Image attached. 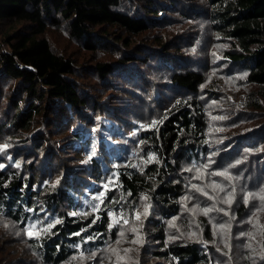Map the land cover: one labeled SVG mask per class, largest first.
Returning a JSON list of instances; mask_svg holds the SVG:
<instances>
[{"label":"trees","instance_id":"1","mask_svg":"<svg viewBox=\"0 0 264 264\" xmlns=\"http://www.w3.org/2000/svg\"><path fill=\"white\" fill-rule=\"evenodd\" d=\"M0 141V264H99L109 207L135 221L128 264H217L213 225L264 209V0H0ZM247 245L236 264H264V226Z\"/></svg>","mask_w":264,"mask_h":264},{"label":"rangeland","instance_id":"2","mask_svg":"<svg viewBox=\"0 0 264 264\" xmlns=\"http://www.w3.org/2000/svg\"><path fill=\"white\" fill-rule=\"evenodd\" d=\"M124 82L120 83V86H123ZM115 84V83H114ZM115 86V85H114ZM177 95V93H175ZM122 121L126 123L124 126L125 130V136L128 134L130 135L131 133H136L138 127H144L142 123H137V122H132L131 121V116L126 117L124 114H119V116H116ZM103 119V118H102ZM106 122V120H104ZM111 123V122H110ZM113 123V122H112ZM107 126L106 123H102L101 127ZM131 129V130H130ZM130 130V131H129ZM86 134L83 135L80 141L84 140ZM109 141L111 143H114L116 140L109 138ZM68 142H65V145H67ZM95 144L96 140L93 137L90 142L88 147H92L91 149H88V152L95 150ZM86 146V150H87ZM0 147H3L2 141H0ZM46 153V150H42L39 153V156L43 155ZM90 155H88L89 157ZM85 160V155H83V158H81L80 161ZM59 161V163H62L61 157L59 160H56L55 162ZM80 163V162H79ZM235 165H231V167H234ZM105 185H108V182H102L99 183L97 186L92 187L91 184H88L87 186L84 187V190L81 192V198L79 197V202L74 203L72 205V212L71 213H79L85 209V206L88 205V200L92 198L93 202L98 205L100 204L101 199H96V197L100 196L101 193L104 194L105 190ZM259 184H256V187H258ZM257 192H259V197L264 196V189L263 188H258ZM227 200L226 197H223L222 199V204L217 205V208L222 209L223 213H225L226 216H230V214L234 217V213L232 214L230 212L231 208H226L228 205L227 203H224V201ZM262 200V199H261ZM264 201V200H263ZM93 205V204H92ZM195 213H198L200 210L197 208H193ZM260 210L255 209H250L248 210L249 215L246 217H243L241 220L239 219V223L243 225L244 229L241 232H238L237 229L233 228L232 225L233 223H229L227 219H224L222 221H219L216 223V226L213 225V229L216 232V240L215 244L218 246L222 251H219V254L217 256V264H226L227 262L224 261L226 259L229 261V264H236L239 262L240 257L238 255L242 252H245L247 254L248 252L245 250V247L247 244H251L256 247L260 244V239H261V228L264 226V209L262 208L261 204L259 206ZM120 207H109L106 211V214L109 217V223L111 227H115L116 232L115 236L111 237V242L107 245L106 249L100 253L101 256V262L99 264H128L132 262L134 254L137 249L138 243H133V241L137 240L136 233L133 231L135 228V221L132 220H127L126 219V213L123 212ZM225 216V217H226ZM55 215L54 216H47L45 218L44 222L41 221H30L27 223L26 228L31 225V224H36V229L34 231H37V233L40 231L39 227L40 226H48L52 223L53 220H55ZM209 220V218H208ZM124 221H127L125 223ZM236 224V222H235ZM224 225L225 227L221 229L219 226ZM8 228H6L4 225L0 226V234L4 235V239L1 241L6 243L7 241H10L9 235L10 233L6 232ZM246 233L252 234L255 236V239H252L251 235H245ZM123 234V235H121ZM15 235V234H12ZM237 238L240 239L239 242H234ZM1 245V244H0ZM7 247L12 248L13 250L15 249V253L18 252V255H22L21 252L24 253L22 255L24 258H32V254L30 253L28 247L23 241H17L14 242L13 244L7 245ZM125 250H130V251H125ZM249 254V253H248ZM89 253L85 255L83 251L79 252L78 256H75L71 260V264H86V261L90 258ZM253 264H261L259 261L254 260L252 261ZM89 264H92L89 262Z\"/></svg>","mask_w":264,"mask_h":264},{"label":"snow or ice","instance_id":"3","mask_svg":"<svg viewBox=\"0 0 264 264\" xmlns=\"http://www.w3.org/2000/svg\"><path fill=\"white\" fill-rule=\"evenodd\" d=\"M218 174H219V175H224V173H218ZM194 187H195V186H194ZM216 187H219V185H216ZM105 188H107V185H105ZM220 190L223 191V189H220ZM196 191L203 192V189H201V188H196ZM203 194L206 195V196L208 195V193H206V192H203ZM103 195H104V194L101 193V195L98 196V197H96V199H101V197H102ZM250 195H251V194H250ZM210 198H211V197H210ZM232 199H233L232 194L229 193V194H228V199L225 200L224 203H227V204L230 205V204L232 203ZM260 199L264 200V196H261ZM245 202L247 203V200H246ZM214 208H215V206H213V207H211V208H204V209H202V211H203V213H204L205 215H207L209 212L213 211ZM221 211H222V209H221ZM147 214H148V209L145 208L144 215L147 216ZM136 218H137V219L140 218L139 214H137ZM124 222L127 223V221H124ZM56 223H59V221H56ZM36 227H37L36 224H31V225H29V226L24 230V231H25V234H26L29 238H33V237H37V238H38V236H37V231H34V229H36ZM51 227H54V225H51V224H50V225H48L47 227L43 228V229L40 230V231H42V232H47V231L50 230ZM219 227H220L221 229H223L225 226H224V225H220ZM133 231H135V229H133ZM121 235H123V234H121ZM245 235H251V236H252V239H255V236L252 235V234H248V233H246ZM133 243H139V241H138V240H135V241H133ZM247 247L251 248V244L247 245ZM125 251L127 252V251H130V250H125ZM262 259H264V257H262Z\"/></svg>","mask_w":264,"mask_h":264}]
</instances>
